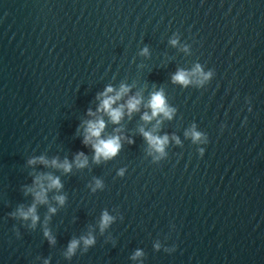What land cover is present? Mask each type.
Instances as JSON below:
<instances>
[{"label": "water", "instance_id": "obj_1", "mask_svg": "<svg viewBox=\"0 0 264 264\" xmlns=\"http://www.w3.org/2000/svg\"><path fill=\"white\" fill-rule=\"evenodd\" d=\"M197 63L215 69L210 83L173 82ZM122 85L113 123L100 94ZM160 90L172 118L143 120ZM99 119L122 148L96 163L83 138ZM193 124L208 144L185 136ZM141 128L168 136L164 155ZM40 156L48 163H28ZM49 175L63 187L47 190L36 226L10 216ZM104 211L114 221L102 233ZM89 233L96 244L68 258ZM0 264H264V0H0Z\"/></svg>", "mask_w": 264, "mask_h": 264}, {"label": "clouds", "instance_id": "obj_2", "mask_svg": "<svg viewBox=\"0 0 264 264\" xmlns=\"http://www.w3.org/2000/svg\"><path fill=\"white\" fill-rule=\"evenodd\" d=\"M171 43L175 45L177 43L176 40H172ZM148 49L145 48L143 50V54H147ZM198 76L199 79L193 81L192 77ZM216 76L215 69H209L208 71H205L203 67L197 63L195 67L189 71L185 69H178L176 73L172 76V80L174 83H178L182 86H188L195 82V84L199 86H203L206 83H210L213 79V77ZM114 89L109 86L105 90L104 93H101L100 95L103 97L101 100V104L99 106L98 111L106 112L113 123H119L122 116L123 111L122 108H113L112 105L116 102L117 99H119L123 93L127 92L128 89L126 86L121 87V92L118 93L116 96H111L109 93H112ZM250 103V101H249ZM141 104V100L132 98L127 102V108L129 111V114H131L134 111L139 110V105ZM148 107L151 109V115H149L147 112L144 113L142 119L145 121H151L154 117H157L161 114L167 119H171L173 116V113L175 112V109L170 108L166 102V97L164 95V92L162 90L157 91L151 95V99L149 101ZM249 111H251V108H249ZM89 115H93L92 111L89 110ZM106 127L105 121L103 119L99 120H89L86 122V128H85V135L83 138V143L87 146L90 145L95 153V162L99 163L101 161V158L104 160H109L113 157H115L121 150L122 144L119 136H110L107 139L102 137V132L104 131ZM223 127H227V125H223ZM141 134L146 139L148 144L152 149H154L156 152L160 153L161 155L165 154V146L169 142V138L167 135L160 137L158 135H153L150 131H145L143 128H141ZM185 136L191 137L193 143H209V137L201 132L197 131L196 125L193 124L190 130L185 132ZM175 138V137H174ZM177 143H180L178 138ZM95 141V142H94ZM129 143L134 144V140H129ZM198 151L201 153V156L203 157L205 149L201 148L198 149ZM37 162H40L42 164H47L48 161L45 159L44 156L40 157H34L29 159L28 163L30 165H35ZM52 164L60 169H62L65 173H69L72 170L73 163L69 160L65 159L63 163H59L57 160H53ZM75 165L78 168H84L88 165V158L85 156L83 152L77 153L75 158ZM120 175L123 176V171L120 172ZM48 184L47 189L44 187V184L41 182V178L37 177L34 180V184L36 187H27L26 186V193H32L34 195L35 202L25 208L24 206H20L17 208V210L13 213H10V216L13 218H20L23 220H30L31 221V227H35L38 223L40 217L37 214V205L38 204H45L47 203V190L49 189H61L63 185L61 184V181L59 177H55L52 175H49L46 177ZM98 188H103L102 182L97 179L96 180V186L92 189L93 192H95ZM57 201L63 205L65 203V197L63 195L56 197ZM51 212H55L56 209L52 208L50 209ZM114 221V217L109 215L107 211H104L101 217L100 221V230L103 233L105 229H107ZM44 236L49 240L51 244L56 243V238L52 235L51 231L47 228H45ZM81 240L83 241V244L85 246V251H87L89 248L93 247L96 244L95 237L89 233V235L81 237L80 239H73L67 248L66 256L68 258H71L75 255L78 247L80 246ZM157 249H159L160 245H156ZM143 253L141 251H137L135 255L133 256V259H136L140 256H142Z\"/></svg>", "mask_w": 264, "mask_h": 264}]
</instances>
